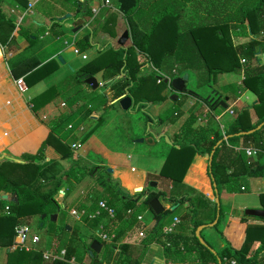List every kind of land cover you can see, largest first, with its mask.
I'll return each instance as SVG.
<instances>
[{"label": "trees", "instance_id": "1", "mask_svg": "<svg viewBox=\"0 0 264 264\" xmlns=\"http://www.w3.org/2000/svg\"><path fill=\"white\" fill-rule=\"evenodd\" d=\"M109 1L116 5L117 10L126 20L131 43L126 48L100 51L103 55L110 51L111 57L97 70L85 64L80 70L72 71L75 79H72L71 73L28 101L33 114L50 128V133L35 154L24 153L19 159L2 154L3 157L0 158V247H10L13 244L14 229L21 224L22 219L37 214L47 216L65 211L66 204L62 203L61 209L56 196L62 192L64 201L71 190L81 184L86 177L92 184L86 186L87 193L84 197L78 198L72 208L78 213H83L80 217L83 223L92 230L111 237V241L104 243L99 238L91 236L87 244L83 242L78 248L72 247L76 230L72 227L71 230L67 229L68 225L63 220L65 217L58 232L53 233L52 240V254L59 255L64 250L63 259L44 261L43 252L38 248L39 243L35 250L17 248L7 251L4 264H83L84 256L88 253L87 249L93 241L101 242L103 250L99 256L90 257V264H109L110 259L113 258L114 244L122 240L139 214L149 210L151 200L161 197L172 206L182 204L186 200L184 196H167L163 191L154 192L146 188L140 194L131 197L120 189L117 181L111 179L104 166L93 162L95 160L91 157V159L88 157V164H81V158L68 148V145L74 144L78 138L81 144L94 134L95 126L81 137L75 135L79 128L82 127L83 131L88 127L89 122L94 121V118L90 117L92 113L99 114L95 125L103 123L107 110L114 108V105L125 96L131 97L133 106L140 104L135 102L136 95L144 94L146 101L141 108L150 126L159 128L168 123L174 124L176 122L174 119L182 116L181 108L185 101V99L179 100V96L176 102L157 117L151 116L144 110L150 103L159 104L164 101L165 97L161 95V90L167 86L164 83L165 79L171 80L182 73L192 72L196 78V88L209 86L217 93V99L211 104L195 93L189 91L182 93L183 96H191L201 101L211 114L204 111V106L195 109L196 104L188 110L189 115L185 121L189 122L184 121L179 127L175 135L177 141L172 144H167L164 140L162 142L165 159L159 176L181 182L194 156H206L212 151H214L213 157L207 175L216 183L217 189L239 191L238 183L243 176L252 175L258 178L264 176V125L253 133L236 136L253 130L264 122V63L261 64L256 58L258 54H263L264 58V0ZM188 3L191 7L189 14L186 13ZM3 4L4 0H0V45L2 46L8 42L17 27L15 19ZM149 17L152 23L149 29H145V21ZM101 18H106L103 17V12L98 13L93 20L98 23ZM75 22L80 24L81 20ZM18 31L31 43L38 38L31 31L25 33L21 28ZM89 35L81 37L76 42L79 52L90 48ZM235 37L248 38V40L234 46L232 41ZM135 52L137 55L145 56L144 60H148L153 67V71L143 75L144 77H137L143 63H137ZM58 64L59 61L53 59L30 71L29 75L23 78L27 87L49 76ZM15 66L9 64V69L18 79L23 74H17L13 70ZM232 73L242 77L240 84L227 85L220 90L222 92H219L214 85V79L218 74ZM96 74L101 77V81L97 80L98 84L103 85L99 92L84 83L86 78L95 77ZM147 78H150L153 84L142 86V81ZM79 85L82 87L77 90L76 87ZM247 90L256 96L252 110L257 121L253 123L250 109L244 108L237 112L223 133L214 130L211 127L212 120L224 111L220 102L225 103L226 97L237 99ZM18 98L20 99V96ZM79 102L81 104L74 107ZM63 103L64 106L61 105ZM19 106V111L26 115L28 112L22 102ZM129 111L132 112V109ZM203 115L208 117L207 124L210 127H205L202 131L192 128L195 117ZM230 135L232 136L228 137ZM164 137L165 135L161 138ZM224 137H228L226 141ZM151 139L155 141L154 137ZM240 140L246 146H252L257 150L255 161L249 162L242 151H235L234 148L239 145ZM48 146H52L60 154L59 160L46 158L44 151ZM28 165L31 166L30 169ZM12 177L14 180H10ZM126 191L135 192L128 189ZM2 193L8 195L7 200L2 199ZM143 196L145 199L140 202ZM260 199L264 206V195ZM100 202H105L106 206L113 210V217H109L99 208ZM6 208L8 214L5 212ZM97 211L98 215L90 218V215ZM66 212L63 216L68 214L67 210ZM220 212L221 208L219 210L221 215ZM172 213L173 211L164 210L159 218ZM184 218L183 222H187L186 217ZM257 219L264 222V218ZM200 224H194L189 237L175 235L174 238L169 239L171 248L167 250L197 252L213 264H219L218 261L221 264H231L232 261L235 264H264L263 259H258L259 255L264 253V226L247 229L239 250L233 249L224 239L225 249L213 254L209 251V247L200 243L194 235L195 229ZM254 243H259V246L250 255ZM123 251L121 249L120 253L123 254ZM124 260V264H130L126 255Z\"/></svg>", "mask_w": 264, "mask_h": 264}, {"label": "crops", "instance_id": "2", "mask_svg": "<svg viewBox=\"0 0 264 264\" xmlns=\"http://www.w3.org/2000/svg\"><path fill=\"white\" fill-rule=\"evenodd\" d=\"M3 5L15 19L16 26H19L18 29L21 28L23 31L25 30V33L31 31L34 36L38 37L33 43H31L24 37L23 34L19 33L16 27L8 42L3 46L0 45V153H3L6 149L9 151L8 153L11 152L17 159H19L24 153L35 154L39 150L42 142L48 138L50 133L49 127L43 124L33 114L28 101L45 91L47 88L54 86L59 81L67 77L69 72L75 70V68H73L71 65L72 61L67 62L64 56L65 54L73 53V48H77L76 42L81 37L90 34V48L80 52L79 54L81 55L82 61H87V57L86 59H83L82 57L87 55V51L94 48L98 52L106 51L110 48H126V44L129 43L130 45L131 42L129 36V40L124 44L123 47L118 45L117 48L112 46H105L104 48H101V46L98 44L99 40L117 41L121 34L125 30H128L126 29L127 23L123 15L119 13L116 5L109 0H4ZM188 5L189 3L187 4V7ZM101 12H103V17L108 19L105 20L106 18H101L100 22L97 24L93 19L98 13ZM52 19L54 22H52ZM78 19L81 20L80 24L75 22ZM56 20L58 21L56 22ZM95 35L96 38L94 39ZM96 39L97 41L95 42L94 40ZM62 40H69L68 42L70 43V46L65 48L63 46V48L58 47V43L62 42ZM63 45H66L65 41L63 42ZM261 55L263 57V54ZM59 58L63 60V63L59 61V64L55 66L54 72H52L49 76L42 78L39 82L33 84L31 87H28V91H31V94L28 97L23 98L21 94H18L13 82L14 80L11 77L9 64H12L13 66L16 65L13 70L17 72V74L19 73V75L23 74L20 76V78H24L29 75L30 71L35 70L50 60ZM78 64L79 63H76V65ZM148 68H151L152 70ZM144 69L147 70L145 74H149L151 71H153L151 63L148 62L143 63L140 71ZM232 79L233 78L231 75L224 76L225 81H231L218 84L216 88L223 89L225 86L230 84H240L242 77H240V80ZM102 88L103 85L99 84L96 91L99 92V90ZM196 89V92L194 90L192 91H194V93L197 95L199 94L198 91H201V88L199 90L198 88ZM206 91L208 92L207 97L217 96V93L211 92L213 90L210 88L209 91ZM245 93L246 91L242 92L237 99H229L226 97V109L223 108L224 111L219 116H215L214 120L220 123V120L228 112V109H232L233 112L248 108L250 109L252 121L255 123L257 119L253 114L252 105H247V103L243 101L246 97ZM18 96H20V99ZM192 98L194 100L189 101L191 107L201 102L194 97ZM189 99H186V101ZM211 100L212 99H209V101ZM254 100L255 98L252 100V104L254 103ZM21 102L28 112L26 115H23L24 113L19 111V105ZM80 104L81 102H79L74 107H77ZM149 105L152 104L150 103ZM115 106L116 105H114V107ZM159 106V104L154 105L152 106V109L156 110L159 108ZM203 106L205 107L204 111L207 112L208 108L204 104ZM190 108H188V110ZM92 114L91 116H94ZM181 114L184 115L183 109H181ZM155 115L157 116V114H153V116ZM97 117L95 118L97 119ZM202 118L206 124L208 117L203 115ZM77 132L78 130L76 133ZM177 132L178 131L176 130L171 135L153 132L150 136L148 144L150 143V145L152 144L153 147H156V150L154 151L155 153L146 154L144 151L140 154V156L149 157L156 160V162L150 165H160L155 171L150 170V168L142 167L139 168L140 170L138 172L136 167L129 165V161L132 159V157L131 153L127 151L129 150L128 148L124 147L122 149H109L101 142L96 134L89 136V138L83 144L79 145V147L75 150V153L78 154L81 159L86 161H88L89 151L92 152L93 156L98 159H95L96 163L98 165L104 166L106 169L111 168L115 177L114 178L110 175L111 179L113 181H117L119 187H121L123 191L127 192L131 197L136 195L135 192L130 193L126 191L122 187V184L127 187L126 189L132 191L142 187V190L146 188L149 191L154 192L163 191L167 196L186 197V200L182 204L178 203L177 206H172L161 197L157 198L161 207L163 208V211L170 210L173 211V213L171 215L159 218L162 213L157 215L149 208V210L139 214L136 222L129 230L126 231L122 240L114 244L113 258L110 259L109 264H124L125 255L129 258L130 264H213L208 259L202 258L201 254H198L197 252L167 250L171 247L167 248L166 243L170 242L169 239L174 238L175 235H180L182 237L191 236L194 224L201 223L199 226L203 225L204 228L200 232V237L204 245H207L210 250L213 251V253H219L225 249V240L231 245L233 249L239 250V246H236L233 241H238V244L242 243L247 229L260 228L264 226V222L257 221L254 219L255 217H244L245 210L251 209V207L243 205L242 208H240L241 210L238 216H234V210L231 209V204L234 198L239 196V192L246 190L245 183L251 184L253 187H255L257 193L259 194L258 196L261 194L264 195V176L259 178L252 175L243 176L238 183L239 191L229 192L223 188L218 189L219 200L220 194H223V206L226 209L224 213H221V215L219 214L217 222L213 226L211 225L215 221L217 213L215 206V195L211 187L209 176L207 175L208 161L206 156H208V154L206 156H194L190 164L191 166L189 167L187 173H185L186 175L181 182H174L159 176V171L165 159L164 156L161 155L162 152H159L160 149L158 147L160 143L163 142V140L165 141V139L161 137L165 135V137L168 138L170 144H172L177 141L175 138ZM11 133H15L16 138L13 141L10 140L11 142L9 145L5 147L3 144L4 142H7V139L10 138L9 134ZM76 133L75 135L78 136ZM152 136L154 137L155 141L151 139L153 138ZM210 138H212V136ZM142 142H144V140ZM177 147L179 146L177 145ZM246 147L252 146H246L242 143V140H240L239 145H237L234 149L235 151H242V149ZM44 155L49 159H60V154L52 146H48L45 149ZM98 155L101 158L97 157ZM197 158L206 160L204 175L207 178L209 185V189L207 191H202L198 189L192 182H187L190 170H193L192 165ZM99 159H101V161ZM189 179L191 178L189 177ZM151 182H155L156 186L151 187ZM81 193L84 197V192ZM144 199L145 196L141 198L140 202H142ZM65 201L66 199H64V203ZM254 209H264V206L260 205ZM77 214L78 219L69 214L72 219L71 222H73L72 226L70 223L66 222L68 225V230H71L72 228L76 230L74 239L72 241V247L78 248L83 244V242L87 244L89 242V237L91 236L97 237L100 241H102L99 236L104 234H101L99 231L92 230L89 226H87V224L83 223L80 220V217L83 215L82 212ZM129 214L131 213H128V215ZM184 217H186L187 222H183V220H185ZM175 218L178 219L179 223L175 226L173 232L170 234H164L163 230L167 227H170L171 224H173ZM221 218L223 219L222 223L224 226V229L221 232L222 236L219 233H214V230L212 229L219 224ZM27 223L28 221H26V219L21 220V224H26L29 226ZM185 223H187L186 226H183ZM52 231L53 229L49 228L47 231V240L44 242L40 240L38 248L43 253L45 252L52 254V240L54 238ZM140 234H142V236ZM225 237H228V239ZM221 238L225 240L223 241ZM110 241L111 237H108L106 241L104 240L102 242L109 243ZM98 243L101 244L100 252H93L92 256H99L103 250L102 243ZM90 245L87 249V255L84 256L83 264H90V257H92L89 255ZM122 246L123 248H121ZM257 248L255 247L254 243L251 248L250 255L253 254ZM15 249L17 248H15L13 244L10 247H0V264L5 263L6 252L13 251ZM121 249L124 250L122 252L123 254L120 253ZM263 257L264 256L261 255L258 259L264 260ZM72 261L73 258L71 259V262Z\"/></svg>", "mask_w": 264, "mask_h": 264}, {"label": "rangeland", "instance_id": "3", "mask_svg": "<svg viewBox=\"0 0 264 264\" xmlns=\"http://www.w3.org/2000/svg\"><path fill=\"white\" fill-rule=\"evenodd\" d=\"M186 11H187L186 12L187 14H189V12H191V7L189 5H188ZM151 23H152L151 18L150 17L149 18H146V21H145V24H146L145 29L146 28L149 29ZM95 38H96V35H95L94 39ZM247 40H248V38H245L244 39V38H240V37H235V38H233L232 43H233L234 46H236V45H239L241 43H245ZM64 41L66 42V45H63V42ZM68 41L69 40H62V42L58 43V47H60V48H63L64 47L65 48V47L70 46V43ZM94 41L96 42L97 39L94 40ZM117 41H115V40H104V41L99 40L98 41V44L101 46V48H104L105 46H112L114 48H117L118 47ZM126 45L128 47L129 46V43H127ZM86 54H87L86 55L87 61H82L81 60V55H75L74 53L65 54L66 57L64 56V58H65V60L67 62H71L72 61L71 65L73 66V68H75V70H78V69L80 70L84 66V64H89L91 69L97 70L104 62H106L111 57V52L110 51L106 52L103 55V54H100V52H98L95 48L92 49V50L87 51ZM135 55H137L136 52H135ZM144 58H145V56H143L141 54L139 56H135V59L137 60V63H139V62L140 63H147V62L149 63L148 60H145L144 61ZM256 58H257V60L261 64L264 63V59H263V57H262L261 54L256 55ZM56 60L57 61H60L59 59H56ZM76 63H79V64L76 65ZM148 69L152 70L151 68H148ZM146 71L147 70H145V69L142 70L141 72H139L137 74V77H144L143 75H145ZM71 73H72V71L69 72L67 75H71ZM185 74L188 75V79H189L187 81V83H186V90L189 91V92H191V93H194L195 90L197 91V89H196V78H195V75L192 72H185V73H182L181 75H179L178 77H181V76H183ZM226 75H231L232 78H233L232 80H234V79L240 80V76H237V74H234V73H232V74H218L217 77L215 76L216 79H214V81H215V84H214L215 87L218 84L226 83V82H230L231 81V80H228V81H225L224 80V76H226ZM11 77L14 80L13 82H15V80L17 78L13 74H11ZM71 77H72V79H75L73 73H72V76ZM95 78H97V80L101 81V77H100L99 74H96ZM134 79H135V75H134ZM84 83H85V81H84ZM150 83L153 84L152 81H151V79L150 78H147L144 82L142 81V86H151ZM81 87L82 86L79 85V87H76V89L77 90L78 89L80 90ZM221 89L222 88H218L219 92H222V91H220ZM192 90H194V91H192ZM206 90L209 91V86H203V87H201V91H198L199 94H197V95L201 99H206V101L208 103H211L212 104L213 102L216 101L217 96L207 97L208 92ZM211 90H213V89H211ZM211 92H214V90L211 91ZM18 94H20V93L18 92ZM30 94H31V91H28L25 94H22V96H23V98H26ZM174 94H176L177 96H175L176 97L175 99L174 98L172 99V96ZM161 95H163L165 97V99H164V101H162L161 103H159L160 106H159L158 109L153 110L152 109V106L157 105V104H152L151 103L152 105H146V109L144 111L148 112L152 116H153V114H157V116H158L164 110H166L172 103L176 102V99L179 96L178 97L179 100L180 99H185L184 105L181 108V109H183L184 115H182V117H179L178 119L175 118L174 120H176V122L174 124L173 123H168V124H165V125H163L162 127H159V128H154V126H150L147 123V120L145 119V115H144L143 110L141 108V107L144 106L143 103H145V101H146V98H144L145 96L142 93L140 95L139 94L136 95L135 102H138L140 104L133 105L132 108H131L132 109V112H130V111H123L119 107L118 104H115L116 106L114 108H111L110 110L108 109L107 112L105 113L103 123H101V124L98 123L97 125H95L96 124V118L95 117H97V116L99 117V114H97V113L96 114H93L95 117L90 115L91 117H94V121L93 122H89L87 124V126H88L87 128H85L83 131H78L76 134L79 137H81L86 132H88L89 129H91L92 127L95 126L94 127L95 128L94 134H96L99 137V139L101 140V142L103 144H105L106 147H108L109 149H111V148H117V149L120 148V149H122V148L126 147V148L129 149L127 151L129 153H131V157H132V159L129 161V165L130 166L136 167L137 170H138V172L140 170L139 168H142V167L143 168H145V167L146 168H150V170L155 171V170H157L159 168L160 165L159 164H156V165L154 164L153 166H150V165H152V163L156 162V160H154L153 158L140 156V154L142 152H144V151L146 152V154H154L155 153L154 151L156 150V147H153V145L152 144L150 145V143L148 144V140L150 138V134H152L153 132H155V133L159 132V133H164V134H170L171 135L174 131H176V130L178 131L179 130V127L181 126L182 123H184V121L186 120V118L188 116L187 110H188V108L191 107L189 101L194 100L191 96H189V97L187 96L186 97V96H183L182 93L173 92V90L169 87V85H167V86H165V87L162 88ZM245 95H246V97H245V99L243 101L246 102L247 105H253L255 103V101H256L255 94L252 93L251 91L247 90L246 93H245ZM141 98H143V99H141ZM254 98H255V100H254V103L252 104V100ZM186 99H189V100L186 101ZM209 99H212V100L209 101ZM142 100H144V101H142ZM187 102H189V103H187ZM195 106H194V108L197 109L200 106H203V104H202V102H200V103H197V106L196 107ZM28 107H29V105H28ZM237 112L238 111H233L232 112V109H228V112L220 120V123L219 122H216L215 120H212V123L213 124H212L211 127L214 130H218L221 133H223V131L227 128L228 124H230V122L233 121V119L235 118ZM157 116L155 115L153 117H157ZM209 119H210V117H209ZM185 122L187 123L189 121L187 120ZM192 122L193 123H192L191 127L192 128H195V129H197L199 131H202V129L204 130L205 127H210L209 124H207V123L205 124V121L203 120L202 116L201 117H198V116L195 117V119ZM4 130L7 131L6 129H4ZM9 135H10L9 136L10 138L7 139V142H4V144H3L5 147L7 145H9V143L11 141L15 140V138H16L15 137V133H11ZM140 139L144 140V142L138 143L137 141H139ZM79 141H80V138H78L75 143H79ZM81 144H83V143H81ZM81 144H79V145H81ZM158 147L160 149L159 152L160 151L162 152L161 155L165 154V152L163 150L162 143H160V145ZM68 148H69L70 151H72V152H74V154H76L75 153V150L71 147V145H68ZM8 152L9 151L5 149L3 153H0V158L3 157L2 154H8L10 157L16 158L11 152L10 153H8ZM159 152H157V153H159ZM76 155L79 156L78 154H76ZM90 157L93 158L94 160L96 159L93 156L92 152L89 151V158ZM97 157L101 158L99 155ZM245 157L247 158L246 155H245ZM96 160H98V159H96ZM96 160L93 161V162H96ZM99 160L101 161V159H99ZM88 161H86L84 159H81L80 162H81V164H88ZM195 162H197V163H195ZM205 162H206V160H201L199 158L195 159V161H194V163L192 165L193 170H190V173H189L188 178H187V182L188 183L192 182L194 185H196V187L198 189H200L202 191H207L209 189L208 180H207V178L204 175V173H205L204 172L205 171ZM65 165H67V164H65ZM28 166H29L28 169H30L31 166L30 165H28ZM111 176L114 177V173H112ZM189 177L191 179H189ZM10 180H14V178L12 177V178H10ZM91 184L92 183H91L90 179L88 177H86L83 180L82 184L78 185L77 187H74V189L71 190L69 196L66 198V201H65V204L67 206L66 210L68 211V213H70L72 210H75V209L72 208V207H74L73 205L77 202V199L78 198L82 197V193L81 192H84V194L87 193V190L88 189H85V188H86L87 185H91ZM122 187L125 190L127 188L123 184H122ZM245 187H246V190L239 192V196L235 197L234 200L232 201V204H231V207L232 208L231 209L234 210V216H238V214L240 213V210H241L240 208H242L243 205L249 206V207H251V209H254V208L259 207L260 205H262V202H261L260 197L263 196V195L261 194L260 196H258L259 194L257 193L256 188L253 187L251 184L245 183ZM91 192H92V190L90 189L89 190V193L91 194ZM1 195L3 196V195H6V194H3L2 193ZM63 196H64V194L62 192H59V194L56 196V201L59 203L61 209H62V203H64V201L62 200L63 199L62 198ZM222 196H223V194H220V200H219L220 207H221V212L220 213H224V211L226 209L223 206L224 204H223ZM66 210L65 211L62 210L63 212H60V213L55 212V213L49 214L46 217H43V215H46V214L32 215L30 218H28V220L26 219V221H28L27 224L29 225V228L31 227L30 228L31 229V234L37 235L40 238V240L42 242H44L45 240H47V236H48L47 235V231L49 230V228L55 230V231H52V233L58 232L59 228L62 226L63 220H65V222H67V223H70V225L72 226V223L73 222H71L72 219L69 216V214L63 216V214H66L67 213ZM216 213H217V211H216ZM52 215H57V217H58L57 218V221L51 222V216ZM244 217L245 218H248L245 215H244ZM63 218H65V219H63ZM254 219H256V218H254ZM222 220L223 219L221 218L219 224L215 228H212L214 230L213 231L214 233L221 234L222 230L224 229L223 228L224 226H223ZM257 221H260V220L257 219ZM195 233H196V230L194 232V235H195ZM225 238L228 239V237H225ZM233 242H234V244L236 246H239V247L243 243L242 242V243H239L238 244V241H233ZM258 246H259V243H255V247L257 248ZM209 251L212 252V250H210V248H209ZM261 255L264 256V253L260 254L259 256H261Z\"/></svg>", "mask_w": 264, "mask_h": 264}, {"label": "water", "instance_id": "4", "mask_svg": "<svg viewBox=\"0 0 264 264\" xmlns=\"http://www.w3.org/2000/svg\"><path fill=\"white\" fill-rule=\"evenodd\" d=\"M129 40V32L128 30H125L121 36L119 37L117 43L119 46L123 47L124 44ZM59 60L61 61V63H63V60L61 58H59ZM188 75H183L181 77H176V78H173L171 80H168V79H165L164 80V83H166L167 85H170V87L172 88V90L176 93H184V92H187L186 90V83L188 81ZM85 83L90 86L92 88V90H96L98 88V82L96 80L95 77H89V78H86L85 79ZM175 96H177L176 94H174L172 96V99L176 98ZM227 100V99H226ZM118 105L119 107L123 110V111H129L132 107V99L130 96H125L123 97L122 99H120L118 101ZM220 105L223 107V108H226V105L224 102H221ZM264 125V122L260 123L255 129L253 130H250L248 132H245V133H239V134H236V136L238 135H244V134H250V133H253L254 131L256 130H259L262 126ZM232 135L228 136V137H231ZM228 137H224V141L227 140ZM165 141L170 144L169 140L167 137H164ZM142 139H140L139 141H137L138 143H142ZM213 152L212 151L208 156H206L207 158V161H208V167L211 165V160H212V157H213ZM106 172L111 175L112 173V169L111 168H107L106 169ZM209 179H210V182H211V187L213 189V192H214V195H215V203H216V211H217V217H216V220L213 222V224L211 226H213L214 224H216L217 222V219L219 217V210H220V203H219V194H218V189H217V185L216 183L213 181V179L209 176ZM151 187H155L156 186V183L155 182H151L150 183ZM120 189H122L120 187ZM123 190V189H122ZM142 192V187H139L137 189H135V194H140ZM2 199L4 200H7L8 199V196L7 195H3L2 196ZM149 207L150 209L156 213L157 215H159L160 213L163 212V208L161 207L159 201L155 198L153 200H151L149 202ZM172 208H175V207H172ZM244 214L248 217H255V218H264V209H247L245 210ZM43 217H46V215H43ZM56 218H57V215H52L51 216V222H55L56 221ZM204 228L203 225L199 226L197 229H196V237L199 239L200 243L204 244L201 237H200V232L202 231V229ZM100 248H101V244L94 241L91 243L90 245V249H89V255L92 256L93 255V252L95 253H99L100 252ZM213 252V251H212ZM219 264L220 261H218Z\"/></svg>", "mask_w": 264, "mask_h": 264}, {"label": "built area", "instance_id": "5", "mask_svg": "<svg viewBox=\"0 0 264 264\" xmlns=\"http://www.w3.org/2000/svg\"><path fill=\"white\" fill-rule=\"evenodd\" d=\"M73 53L75 55L80 54V52L78 51V49L76 47L73 48ZM82 58L86 59V56H83ZM14 83H15V87H16L17 91L21 95L25 94L28 91V87H27L23 78L16 79ZM61 105L64 106V103ZM79 131H82V127L79 128ZM71 147L74 150H76L79 147V143H74L71 145ZM242 151L247 156L249 162H253V160L256 159L257 150L254 147H246V148H243ZM99 208L101 210L105 211L109 217H113V215H114L113 210L111 208H108L106 206L105 202H100ZM5 212H6V214H8L7 208L5 209ZM69 214L71 216H74L76 219H78V214L75 210H72ZM97 215H98V211L96 213L90 215V218H94ZM178 223H179L178 219L175 218L173 224H171L170 227L165 228L163 230V233L164 234H170L171 232H173V230L175 229V226ZM14 231H15V235H14V240H13V246L15 248H23L27 251H31V250H35L36 246L40 243V238L35 234H31V229L26 224L17 225L15 227ZM140 235L142 236V234H140ZM99 237L102 241H104V240L106 241L108 238L105 235H100ZM166 247L167 248L171 247V243L167 242ZM64 256H65V251H61L60 255H53V254L45 253V252L42 254L44 261H52L54 259H63ZM232 264H234V262H232Z\"/></svg>", "mask_w": 264, "mask_h": 264}, {"label": "flooded vegetation", "instance_id": "6", "mask_svg": "<svg viewBox=\"0 0 264 264\" xmlns=\"http://www.w3.org/2000/svg\"><path fill=\"white\" fill-rule=\"evenodd\" d=\"M169 87H170V85H169ZM171 88V87H170ZM172 89V88H171ZM174 92V91H173Z\"/></svg>", "mask_w": 264, "mask_h": 264}]
</instances>
